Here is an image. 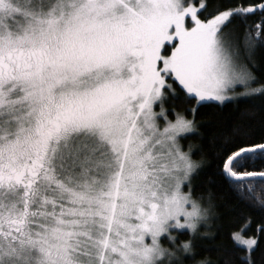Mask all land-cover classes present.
<instances>
[{"label":"snow or ice","instance_id":"1","mask_svg":"<svg viewBox=\"0 0 264 264\" xmlns=\"http://www.w3.org/2000/svg\"><path fill=\"white\" fill-rule=\"evenodd\" d=\"M258 48L264 0H0V264H257L264 222L246 235L241 208L217 242L236 209L210 185L264 207ZM238 98L253 107L205 138L200 108Z\"/></svg>","mask_w":264,"mask_h":264},{"label":"trees","instance_id":"2","mask_svg":"<svg viewBox=\"0 0 264 264\" xmlns=\"http://www.w3.org/2000/svg\"><path fill=\"white\" fill-rule=\"evenodd\" d=\"M213 0H209V5L211 6ZM247 3H260V0H246ZM261 13L257 12L254 17H250L251 20H256L260 17ZM255 59L257 62L261 65L259 69L254 68L253 71L256 73L259 77H264V48H258ZM259 82H264L258 81ZM261 97L257 95L255 98V105L258 106L261 102ZM237 103L239 104V109L244 108H251L253 107V102L246 99V98H238V100L226 103L222 108L218 107L216 104H205L203 105L200 110L197 112L196 119L198 121H211L212 123H206L200 125V130L203 132L204 137H210L214 132L217 131V127L222 122H229L233 115H234V109H236ZM193 104H195V101H191L188 104H182L179 101L175 102V104L169 103L166 104V107H173L175 106L178 111L183 110L185 108H190ZM257 134H259V126L257 124ZM182 145L184 146L185 150H188V146L191 143L194 147L192 148V157L193 159H199L201 155L205 157L206 160H212V149L210 147V144L207 139H199L195 134L187 135L182 141ZM209 169H204L200 176L196 178L197 184L195 191L197 193L206 191L207 187L209 185L207 184L206 179V172ZM212 192L214 194V198L218 203H227V204H233L235 205V211H233L230 215L226 216L223 219L222 222V231L223 235L221 236L220 233H217L215 240L217 242L221 241L223 239V242L226 245H231V240L229 239V233L233 228L238 226L239 224L243 223V220L240 219L238 212L239 209L244 208L246 211V216L251 218V225L246 230V235H251L255 232V229L259 224L264 222V207L260 205L253 206L251 204H248L246 202H237L235 196L227 191L223 186L212 184L210 185ZM262 187L261 184H257L256 193L259 194V190ZM187 191L188 189L185 188ZM202 232L205 231L203 227L200 229ZM179 236V239H185L187 238V231L186 230H180L176 233ZM205 242L207 241V238H205ZM162 243H168L167 238L162 236ZM207 256L210 260H216L217 259V253L215 249L213 248H204L203 246H200L197 252V259L204 258ZM264 256V241L261 242V244L255 249V252L253 253V257L256 260L257 264H260L261 258ZM235 259L237 261L240 260L239 256H236ZM185 264H191V258L186 257L185 258ZM221 264H223V261L221 259ZM243 264H247V260L245 259L243 261Z\"/></svg>","mask_w":264,"mask_h":264},{"label":"rangeland","instance_id":"3","mask_svg":"<svg viewBox=\"0 0 264 264\" xmlns=\"http://www.w3.org/2000/svg\"><path fill=\"white\" fill-rule=\"evenodd\" d=\"M255 86H257V85H253V87H255ZM235 91H236V92H242V91H244V89H243L242 87L237 86V87L235 88ZM156 110L159 111V106H158V105L156 106ZM184 190H185V189H184ZM185 191H186V190H185Z\"/></svg>","mask_w":264,"mask_h":264}]
</instances>
